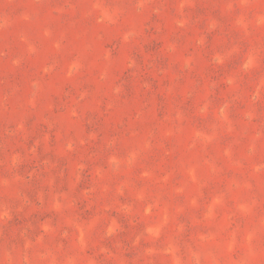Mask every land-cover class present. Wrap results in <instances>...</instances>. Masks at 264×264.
Masks as SVG:
<instances>
[{"label":"rangeland","instance_id":"obj_1","mask_svg":"<svg viewBox=\"0 0 264 264\" xmlns=\"http://www.w3.org/2000/svg\"><path fill=\"white\" fill-rule=\"evenodd\" d=\"M0 264H264V0H0Z\"/></svg>","mask_w":264,"mask_h":264}]
</instances>
